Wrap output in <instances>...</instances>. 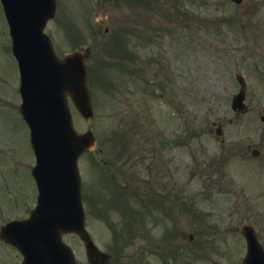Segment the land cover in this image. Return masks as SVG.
<instances>
[{
  "label": "rangeland",
  "instance_id": "1",
  "mask_svg": "<svg viewBox=\"0 0 264 264\" xmlns=\"http://www.w3.org/2000/svg\"><path fill=\"white\" fill-rule=\"evenodd\" d=\"M58 4L46 28L57 53L91 50L94 118L86 121L69 103L77 131L92 130L98 141L79 161L87 228L96 244L114 254L116 264H242L244 226L254 225L264 245V193L255 190L261 187L256 171L264 169V157L240 153L264 141V0ZM238 74L247 81L244 114L231 108L240 90ZM19 88L0 2V194L5 207L12 205L17 198L12 186L18 183V208L5 214L24 217L36 205L37 189ZM218 124L223 137L217 136ZM172 141L177 147L166 152L164 144ZM170 159L191 214L183 208L162 214L166 198V208L173 210L171 191L165 198L166 184H175L172 177L156 185L155 210L143 209V184L156 183ZM133 236L135 242H128ZM64 240L77 264H89L76 235Z\"/></svg>",
  "mask_w": 264,
  "mask_h": 264
},
{
  "label": "water",
  "instance_id": "2",
  "mask_svg": "<svg viewBox=\"0 0 264 264\" xmlns=\"http://www.w3.org/2000/svg\"><path fill=\"white\" fill-rule=\"evenodd\" d=\"M14 53L22 76V113L31 128V141L37 157L33 174L39 186L38 207L31 219L3 230L5 239L19 246L24 264H75L72 252L61 239L75 232L85 242L92 264H108L85 229L81 203L78 159L93 150L92 132L79 135L74 129L68 105L71 97L82 116L91 120L93 108L85 61L88 53H74L64 61L57 58L51 40L44 33L56 13L55 0H2ZM88 52V51H87ZM244 94L234 100V108L244 110ZM18 228L16 241L11 236ZM249 252L244 264H264V250L255 234L244 229Z\"/></svg>",
  "mask_w": 264,
  "mask_h": 264
},
{
  "label": "flooded vegetation",
  "instance_id": "3",
  "mask_svg": "<svg viewBox=\"0 0 264 264\" xmlns=\"http://www.w3.org/2000/svg\"><path fill=\"white\" fill-rule=\"evenodd\" d=\"M174 148V145L172 146ZM252 149V155L253 152L255 150H257V152H259L258 154V158H256L257 160H260L264 157V155L261 153V149H264V141L262 142H258V144L255 143H250L248 146H246L245 148H240L241 150V154L243 155H249L250 151ZM254 149V150H253ZM169 177V174H168ZM168 177H164L163 175L160 178V181L156 182V183H150V182H146L143 184L144 186V198L147 199V188L150 186L151 189H155V184L161 186L163 184V180L167 179ZM260 184L261 187L264 183V178H262L261 174H260ZM259 178V179H260ZM163 186V185H162ZM167 187H169V184H166ZM258 187H260L259 185H257ZM14 192L16 194V197L18 198V183H16L15 185L12 186V193L11 195L14 196ZM13 199L12 200V205L7 203L6 207L3 204V199L1 198V194H0V233L2 231V227L5 225V218H9V215H6L5 212L7 210H9V208L11 207L12 209L17 210L18 208V199ZM0 264H19V251L16 247L6 243L4 240H2L0 238Z\"/></svg>",
  "mask_w": 264,
  "mask_h": 264
}]
</instances>
